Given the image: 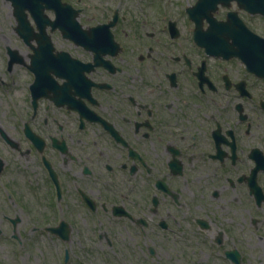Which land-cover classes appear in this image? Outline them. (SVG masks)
<instances>
[{
    "label": "flooded vegetation",
    "instance_id": "obj_1",
    "mask_svg": "<svg viewBox=\"0 0 264 264\" xmlns=\"http://www.w3.org/2000/svg\"><path fill=\"white\" fill-rule=\"evenodd\" d=\"M211 5L0 0V264H264V48L199 42L264 14Z\"/></svg>",
    "mask_w": 264,
    "mask_h": 264
},
{
    "label": "water",
    "instance_id": "obj_2",
    "mask_svg": "<svg viewBox=\"0 0 264 264\" xmlns=\"http://www.w3.org/2000/svg\"><path fill=\"white\" fill-rule=\"evenodd\" d=\"M207 1H211L212 5L210 7V12H212L215 9V3L216 2H221V3H227L228 0H199V6L204 7V3ZM238 4L248 10L251 13H256L260 12L264 14V0H236ZM235 19L237 28L234 27V22L230 21V28L228 27V30L232 33L230 35V44L228 42L226 43V38L223 37H213V36H204L202 34L201 29L199 30L200 35H199V42L200 45L205 46L206 49H209L210 51L218 52L220 50H223L224 48H248V47H253L255 48L256 46H259L258 44H262V47L264 48V39L259 38L258 36L253 34V37L250 36H245V35H240L241 33H249L248 29L244 24H240L238 21V18H236L235 13H230ZM227 22H219L215 23L216 27H211L209 30H206L205 32H211L217 29H220L222 31L224 27L226 26ZM227 28V27H226ZM236 33V34H235ZM247 34V35H249ZM228 40V38H227ZM251 42H256L251 43Z\"/></svg>",
    "mask_w": 264,
    "mask_h": 264
},
{
    "label": "rangeland",
    "instance_id": "obj_3",
    "mask_svg": "<svg viewBox=\"0 0 264 264\" xmlns=\"http://www.w3.org/2000/svg\"><path fill=\"white\" fill-rule=\"evenodd\" d=\"M264 234V232H263ZM264 245V241L263 243L260 244L259 248L255 249L252 247H248L247 250L251 253H255L256 250L260 249L261 246ZM60 249H62V245L59 246ZM262 249V248H261ZM35 251V255L38 256L37 258H33L30 257V261L26 262V264H62L57 257L54 258V256L51 253V249L50 247H40L37 249H34ZM6 255L9 258H6V264H19L16 260H15V254H14V250L12 248H8L6 250ZM264 260V253H262L257 260ZM77 261H79V259L75 260L72 259L71 262L69 264H78ZM81 263V262H80ZM94 264H107V263H101V260L96 261Z\"/></svg>",
    "mask_w": 264,
    "mask_h": 264
}]
</instances>
